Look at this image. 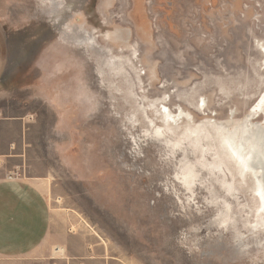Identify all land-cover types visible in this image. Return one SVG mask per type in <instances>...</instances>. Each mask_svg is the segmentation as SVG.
Instances as JSON below:
<instances>
[{
	"label": "rangeland",
	"instance_id": "1",
	"mask_svg": "<svg viewBox=\"0 0 264 264\" xmlns=\"http://www.w3.org/2000/svg\"><path fill=\"white\" fill-rule=\"evenodd\" d=\"M68 6L64 38L46 1L0 0L2 102L28 120L24 176H44L58 236L96 239L118 264H264V202L206 122L232 128L264 94V0ZM162 97L207 138L178 143L179 128L166 130L155 111ZM253 120L264 125L262 114Z\"/></svg>",
	"mask_w": 264,
	"mask_h": 264
},
{
	"label": "crops",
	"instance_id": "2",
	"mask_svg": "<svg viewBox=\"0 0 264 264\" xmlns=\"http://www.w3.org/2000/svg\"><path fill=\"white\" fill-rule=\"evenodd\" d=\"M1 40V39H0ZM9 52L0 42V264H118L96 239L58 236L44 176L33 167L31 129L22 115L8 114ZM85 237V236H84Z\"/></svg>",
	"mask_w": 264,
	"mask_h": 264
},
{
	"label": "bare ground",
	"instance_id": "3",
	"mask_svg": "<svg viewBox=\"0 0 264 264\" xmlns=\"http://www.w3.org/2000/svg\"><path fill=\"white\" fill-rule=\"evenodd\" d=\"M43 1H46L47 3L48 10L46 11V16L49 19V21L56 29H58V31L64 36V38H68V24L66 23L67 20L65 16L66 13H64V10L68 9L69 7L68 0H59V1L43 0ZM90 38L92 39V35L88 36V40ZM93 40L94 39H92L91 41ZM94 41L96 42V40ZM78 42L84 45L85 44L89 45L87 40L84 38H81L80 40H78ZM257 45L259 49L262 50L264 56V42H260V43L257 42ZM101 48L100 50L103 51L104 50L103 47ZM135 50L131 51L132 54H135ZM103 52L101 54H103ZM108 54L110 55L109 52ZM114 60L116 61V59ZM127 60L130 63H132L130 56H127L126 61ZM109 64H113V62L111 61V63ZM131 67L133 68V66ZM133 70L135 71V69ZM160 100L161 101L158 103L155 111L159 113L160 118L164 124V128H166V130L172 132L175 131L176 127L179 128V133L177 138L178 143H180L182 139L187 138L188 135L190 134H192L191 140L193 142V145L198 144L201 139L207 138V135L209 133L206 134L204 131H202V128L200 126L197 125L195 126V128L190 127L189 123H192L194 119L192 118L193 116L191 115L190 111H184V109L181 108L180 105H177L173 111L171 107L164 104L165 101L164 97H162ZM199 101L200 100H198V104H196L197 107L199 106ZM201 102L202 104L200 109H202L203 112V110L207 108L205 99L203 97L201 98ZM259 114H262L264 116V94L259 98V100L255 103V105L252 108L247 110L243 120L239 121L238 124L233 125L232 128L231 126L224 124V122H218L217 120L212 119L211 117H208L206 119V122L209 126L212 127L213 132H211L209 136L211 137L212 140H214V145H216L215 147H217V150L218 151L220 150L222 156L227 160V162L231 163L232 165L233 163L237 164L239 162V164L236 165V171L239 172L238 174L245 172L246 174L253 176L254 191L258 193V195L261 197L262 201L264 202V127H263L264 125L262 126L260 122H254L253 120ZM232 115L233 114L230 113L228 116L231 117ZM183 123L185 126H183ZM160 130L161 129L157 127V131ZM160 133L163 134V129L162 131H160ZM209 144L212 143L210 142ZM192 176H193V171L189 170L186 178L187 177L191 178Z\"/></svg>",
	"mask_w": 264,
	"mask_h": 264
},
{
	"label": "flooded vegetation",
	"instance_id": "4",
	"mask_svg": "<svg viewBox=\"0 0 264 264\" xmlns=\"http://www.w3.org/2000/svg\"><path fill=\"white\" fill-rule=\"evenodd\" d=\"M115 36V38L116 39H119V35L116 33V35H114ZM257 42L258 43H260V41L259 40H256V46L258 47V45H257ZM261 42H263V41H261ZM259 48V47H258ZM174 111V110H173ZM175 113H177V112H175Z\"/></svg>",
	"mask_w": 264,
	"mask_h": 264
}]
</instances>
